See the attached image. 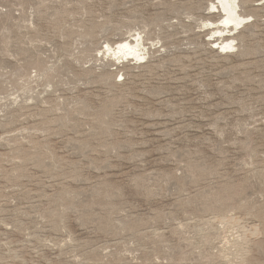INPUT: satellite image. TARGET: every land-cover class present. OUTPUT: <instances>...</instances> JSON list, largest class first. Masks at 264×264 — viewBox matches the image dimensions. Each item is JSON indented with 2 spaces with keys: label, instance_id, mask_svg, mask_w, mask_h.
Here are the masks:
<instances>
[{
  "label": "rangeland",
  "instance_id": "374dc122",
  "mask_svg": "<svg viewBox=\"0 0 264 264\" xmlns=\"http://www.w3.org/2000/svg\"><path fill=\"white\" fill-rule=\"evenodd\" d=\"M213 2L0 0V264H264V4Z\"/></svg>",
  "mask_w": 264,
  "mask_h": 264
},
{
  "label": "bare ground",
  "instance_id": "6f19581e",
  "mask_svg": "<svg viewBox=\"0 0 264 264\" xmlns=\"http://www.w3.org/2000/svg\"><path fill=\"white\" fill-rule=\"evenodd\" d=\"M258 1L259 3L256 6L264 4V0ZM239 4L240 0H217L209 8L210 11L220 14L219 21L217 23H210L209 25L211 26L210 29H212L211 37L215 39L212 42L222 52H230L235 48L234 36L240 32L249 19L248 16L246 17L240 13ZM143 44L140 34H136L132 40L120 41L114 46L107 44L106 51L121 62H127L128 60L140 62L146 59L147 55Z\"/></svg>",
  "mask_w": 264,
  "mask_h": 264
}]
</instances>
